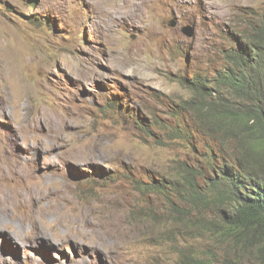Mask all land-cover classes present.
<instances>
[{"label": "rangeland", "instance_id": "rangeland-1", "mask_svg": "<svg viewBox=\"0 0 264 264\" xmlns=\"http://www.w3.org/2000/svg\"><path fill=\"white\" fill-rule=\"evenodd\" d=\"M263 7L0 0V264H180L181 244L240 259L148 184L210 176L213 143L182 108L192 94L180 79L213 74L227 33Z\"/></svg>", "mask_w": 264, "mask_h": 264}, {"label": "trees", "instance_id": "trees-1", "mask_svg": "<svg viewBox=\"0 0 264 264\" xmlns=\"http://www.w3.org/2000/svg\"><path fill=\"white\" fill-rule=\"evenodd\" d=\"M246 25L240 33L237 29L227 33L229 46L213 74L197 72L180 79L192 94L182 108L213 143L210 176L188 171L183 188L162 179L148 185L168 198L174 192L178 203L200 213L198 226L191 228L199 229L198 237L225 240L237 249L240 259L264 264V8L250 12ZM121 103L113 102L118 112ZM172 127L171 137L184 138L178 126ZM178 213L185 216L182 210ZM216 254L208 248L201 255L181 244L179 263L242 264L240 259Z\"/></svg>", "mask_w": 264, "mask_h": 264}, {"label": "water", "instance_id": "water-1", "mask_svg": "<svg viewBox=\"0 0 264 264\" xmlns=\"http://www.w3.org/2000/svg\"><path fill=\"white\" fill-rule=\"evenodd\" d=\"M172 23L175 24V21H172ZM184 32L187 34V35H191L193 32H194V27L192 26H186L183 28Z\"/></svg>", "mask_w": 264, "mask_h": 264}, {"label": "bare ground", "instance_id": "bare-ground-1", "mask_svg": "<svg viewBox=\"0 0 264 264\" xmlns=\"http://www.w3.org/2000/svg\"><path fill=\"white\" fill-rule=\"evenodd\" d=\"M6 193V191H2V196L4 195ZM2 210V209H1ZM6 210V209H5ZM2 212V211H1ZM7 213V212H6ZM12 218V217H11ZM7 219V218H6ZM40 231V230H39ZM42 233V232H41ZM41 235H46V233L45 234H41Z\"/></svg>", "mask_w": 264, "mask_h": 264}, {"label": "clouds", "instance_id": "clouds-1", "mask_svg": "<svg viewBox=\"0 0 264 264\" xmlns=\"http://www.w3.org/2000/svg\"><path fill=\"white\" fill-rule=\"evenodd\" d=\"M263 8H264V7H263ZM263 8H262V9H263ZM262 9H261V10H262ZM261 10H256V11H261ZM175 18H176V17H175ZM175 18H173L172 21H176ZM172 21H171V22H172Z\"/></svg>", "mask_w": 264, "mask_h": 264}]
</instances>
